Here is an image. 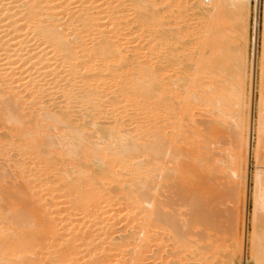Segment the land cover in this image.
<instances>
[{
  "label": "bare ground",
  "instance_id": "1",
  "mask_svg": "<svg viewBox=\"0 0 264 264\" xmlns=\"http://www.w3.org/2000/svg\"><path fill=\"white\" fill-rule=\"evenodd\" d=\"M210 1L215 16L209 0H0V155H17L15 177L0 173V264H233L240 223L221 206L228 191L243 202L247 157L254 202L264 207V31L252 148V119L225 122L231 98H221L235 94L231 109L249 103L246 69L234 92L223 69L225 96L207 82L190 97L180 92L184 34L200 40L198 75L223 49L211 51L218 35L208 33L226 12ZM194 2L214 29L203 19L197 31L188 26ZM248 239L254 263L264 264V229Z\"/></svg>",
  "mask_w": 264,
  "mask_h": 264
},
{
  "label": "rangeland",
  "instance_id": "2",
  "mask_svg": "<svg viewBox=\"0 0 264 264\" xmlns=\"http://www.w3.org/2000/svg\"><path fill=\"white\" fill-rule=\"evenodd\" d=\"M239 3V5H238V3ZM240 1V2H239ZM243 1V4L241 3ZM258 2H256L255 0H220V4L219 5H221V6H224L223 8H224V12H226V14H223V16H222V14H221V8H219V11H220V17L222 16V18H218L219 17V15H217V20H219L218 22H217V20H216V18H215V20H216V22H217V24L219 25V26H215V31L214 30H211V29H214V26H211V24L209 23V25L211 26V27H208L211 31L209 32L208 31V29H207V33H208V35L210 36V38H212V36H215V32H216V38L217 39H215V40H212L213 42L214 41H216V46L214 45V46H212V50L211 51H214V49L215 48H217V46H218V48H225L224 50L226 51H224L223 49H219V50H221V52H222V50L226 53V55L224 56V58H220V55L223 57V55H224V52H223V54L222 53H220L219 55H218V52L217 51H219V50H216V51H214V52H216L215 54H213V53H211V51L210 50H208V48H207V50L208 51H210L209 53H211V56H209V57H211V59H212V57H213V59L214 60H210L211 62V65L212 66H210L211 68L213 67H215V68H217V70H215V68L213 69L212 68V70L209 68H207V70H211V72H214V75L213 74H208V73H205V74H202L201 73V75L199 74H196V73H199V72H195V70H196V68H198L199 66H197L196 67V65L197 64H195V66H194V63H195V60H193V59H196V55H197V57H198V54H196V53H199V51L200 50H198L199 49V43L200 42H197V41H200L199 39L197 40V38H198V35L196 34V36H197V38H195L196 36H194V33L195 32H191V29H190V31H189V37H188V33H185L184 34V37L182 38V42L181 43H179V45H178V47H179V49L181 50L182 48H183V46H184V50H182L181 52L179 51V52H177L178 54H177V60H178V57H179V53L180 54H182L183 56H185V58H186V56H187V58H189L188 60L190 61H188L187 60V58L185 59L182 55L180 56L182 59L180 60L179 59V61H177L178 62V65H179V63L181 64V63H184V64H181V66L179 65V69H180V72L182 73V76H184V81L183 80H181V81H183V82H181L180 81V85H184L183 86V88H182V86H181V90H180V92L182 93V95L184 96V97H187V95H189V97H190V94L191 93H194V92H199L200 90H198V89H200V88H198L199 87V85H202L204 82L206 83H209L208 84V86L207 87H204V88H206L207 90H209V88H210V92H212L213 90L215 91V89H216V87H217V85H219V87L221 86V84H224V82L225 81H227V84H229L230 85V83H231V89L229 88V86L227 85V84H225V85H222L221 86V88L222 89H220L219 88V90L217 91V92H219V94L221 95V96H223V94H224V96L228 93L229 94V92L231 93V91H235L234 90V84H236L235 82H237L238 81V79L237 78H239V76H240V72L242 71V69H246L245 71H246V78H245V80H244V88H245V91L247 92L246 94H250L249 95V103H247V105H246V103H245V101H243V99H245V98H241L242 99V101L241 100H239L238 101V104L237 105H239V107L236 105V107L234 106L232 109H231V104L233 103V101H236V100H238V99H236L235 98V94L233 93H231V95L229 94V95H226L227 96V98H226V96L225 97H221V98H224L223 100H224V102H226L227 104H229L230 102V105H229V109H227L229 112V114H228V118H229V116H231L230 118H233V120H236V118H238L239 116H240V113H245L244 115H247L248 116V121H250L251 119H252V121H253V135H252V141H251V145H252V148H256L255 146H256V144H257V141L259 140V138L257 137L258 136V133L256 134V127H257V118H258V110L257 109H259L258 108V101H260V92H258L259 91V83H260V81H258L259 79H260V77H259V75H260V69H259V67L261 66V59H262V57H261V55H262V39H263V31H264V16H263V8H264V0H257ZM208 2V1H207ZM212 1H210L209 0V6H208V4L206 3L205 4V9H207V7H208V10L210 11V13H211V8H214V6H212V5H214L213 4V2L211 3ZM258 3V5L256 4V3ZM195 3H197V2H194V4ZM222 3H223V5H222ZM248 3V4H247ZM193 3H189V4H187V6H188V8H189V6H190V8L187 10L188 12H185V20H187L188 21V19H189V21L187 22L188 24H190V25H188V26H190L191 27V23L193 22H195L192 26L193 27H191L192 29H195V31H197V26L196 25H199V22L201 21V22H203V20H204V22L203 23H200L201 25L203 24L205 27L208 25V24H206V22H208L209 21V18H212V17H210V14H209V16H208V18H207V20H206V16H203L202 14H200V13H203V12H200L201 10V6L199 7L200 9H199V12L197 11L198 10V6H199V4L198 5H194ZM254 4H256V5H254ZM195 6V7H193V6ZM212 7H211V6ZM218 5V6H219ZM192 6V7H191ZM242 6V7H241ZM258 6V7H257ZM203 7V8H204ZM211 7V8H210ZM231 7V8H230ZM246 7V8H245ZM253 7H257V8H253ZM195 8H197L196 10H195ZM217 8L218 7H216V11H217ZM228 8V9H227ZM192 9V10H191ZM208 10H205V12L206 11H208ZM226 10V11H225ZM230 10V11H229ZM237 10V11H236ZM190 11H191V13H190ZM214 11H215V8L213 9V15L215 16L216 15V12H215V14H214ZM222 11V12H223ZM255 11V12H254ZM204 12V13H205ZM218 12V11H217ZM193 13V14H192ZM207 13V12H206ZM205 13V14H206ZM202 15L201 17H197V16H200V15ZM207 14V15H208ZM191 15V16H190ZM195 15V16H194ZM212 15V14H211ZM188 16V17H187ZM246 16V17H245ZM204 17V18H203ZM255 17V18H254ZM197 18H198V20H197ZM213 18V19H214ZM228 18V19H227ZM242 18V19H241ZM191 19H193V20H191ZM200 19V20H199ZM201 19H203V20H201ZM212 19V25H213V23H214V20ZM220 19H222V20H220ZM225 19V20H224ZM227 19V20H226ZM241 19V20H240ZM246 19V20H245ZM198 21V23L196 22V21ZM206 20V21H205ZM190 22V23H189ZM205 23V24H204ZM223 23V24H222ZM253 23H255V24H253ZM228 24V25H227ZM208 25V26H209ZM215 25V24H214ZM195 26H196V28H195ZM254 26V27H253ZM199 27V26H198ZM219 29H218V28ZM243 28H244V30H243ZM254 28V29H253ZM218 29V30H217ZM221 29V30H220ZM225 30V31H223V30ZM242 30H243V32H244V35L242 34L243 32H242ZM217 31H220L222 34H221V36H223V38L222 39H224V41H222L221 40V37H219V33L220 32H218V34H217ZM211 32H213V34L214 35H212V33ZM224 32V33H223ZM241 32V33H240ZM247 32V33H246ZM211 33V34H210ZM241 36H240V35ZM187 37H186V36ZM212 35V36H211ZM226 35V36H225ZM244 37H243V36ZM195 38H193V37ZM218 37L220 38L219 39V41H218ZM228 37V38H227ZM245 38V39H243V38ZM184 38H186V39H184ZM209 38V39H210ZM192 39V40H191ZM213 39V38H212ZM228 39V40H227ZM195 40H197L195 43H193ZM220 40L224 43H222L221 42V44H219L218 42H220ZM242 40V41H241ZM218 41V42H217ZM189 42V43H188ZM213 42H210L211 44L213 43ZM245 42V43H244ZM217 43H218V45H217ZM226 43V44H225ZM181 44V45H180ZM196 44V45H195ZM228 44H230V45H228ZM245 44V45H244ZM192 45H194L193 47L194 48H192L191 46ZM220 45H224V47L223 46H220ZM209 46H211L210 44H209ZM180 47H182V48H180ZM189 48V49H187V48ZM198 47V48H197ZM196 48V49H195ZM205 49V47H203V50H202V53L204 52V53H206L205 51H206V49ZM227 49V50H226ZM188 50V51H187ZM196 50V51H195ZM198 50V51H197ZM190 51V52H189ZM229 51V53H228V56H227V52ZM188 52V53H187ZM192 52V53H191ZM220 52V51H219ZM208 53V52H207ZM206 53V54H207ZM238 53H240V54H238ZM189 56H191V54H192V56L191 57H188V55ZM205 54V55H206ZM234 54V55H233ZM150 55V53L149 54H147V56H149ZM208 55V54H207ZM214 55V56H213ZM216 55H218V56H216ZM233 55V56H232ZM242 57H241V56ZM219 57L218 59L216 58V57ZM151 57H154V58H152V59H155V60H157L158 58H161L160 57V55H158V57L156 56V54H154V55H150L149 57H147V58H151ZM179 57V58H180ZM193 57V58H192ZM195 57V58H194ZM208 56H206V59H208L209 58ZM245 57V58H244ZM190 58H192V59H190ZM227 58V59H226ZM234 58V59H233ZM243 58V59H242ZM261 58V59H260ZM184 59V60H183ZM216 59V60H215ZM225 59V60H224ZM232 59V60H231ZM239 59H240V61H239ZM154 60V61H155ZM161 60V59H160ZM160 60H157V63H158V61H160ZM224 60V61H223ZM230 60V61H229ZM245 62H244V61ZM181 61V62H180ZM187 61V62H186ZM221 61H223V62H221ZM225 61L227 62V63H225ZM235 61V62H234ZM196 62H197V59H196ZM216 64H215V63ZM231 62H232V64H231ZM243 62H244V64H243ZM247 62V63H246ZM213 63H214V66H213ZM224 63V64H223ZM239 63V64H238ZM240 63H241V65H240ZM193 64V65H192ZM238 64V65H237ZM217 65V66H216ZM221 66V68L219 67V66ZM236 65V66H235ZM245 65V66H244ZM193 66L195 67V70H193ZM242 66L244 67V68H242ZM182 67V68H181ZM190 67V68H189ZM192 67V68H191ZM240 67H241V69H240ZM184 68V69H183ZM189 68V69H188ZM225 68V71H229V73H228V75L230 76V78H227V73L223 70ZM192 71H191V70ZM220 69H222V70H220ZM226 69H228V70H226ZM182 70V71H181ZM190 70V71H189ZM198 70V69H197ZM202 70H203V68H202ZM220 71V73L223 71V73H224V75H223V73H221V75L218 73L219 71ZM183 71H184V73H183ZM217 71V72H216ZM240 71V72H239ZM210 72V73H211ZM187 73V74H186ZM216 73V74H215ZM206 74H208V75H206ZM217 74H219L220 76L218 77V75ZM186 75V76H185ZM195 76V77H197V79H195V77L193 78L194 80H192V82L190 81L191 80V78H192V76ZM198 75V76H197ZM213 77H212V76ZM215 75L219 78H217L216 77V79H215V81H218L217 82V84H216V82L215 81H209L210 79H207V80H204V78H210L211 77V80H213L214 78H215ZM189 76V77H188ZM222 76H224L225 78H227L225 81L223 80L224 79V77H222ZM237 76V77H236ZM187 77V78H186ZM223 78V79H221V78ZM221 79V80H220ZM249 79H250V81H249ZM198 80H199V83H198ZM223 80V81H222ZM229 80V81H228ZM186 81H190L189 83H187ZM230 81H232V82H230ZM203 82V83H202ZM190 83H191V85H192V83H193V85L195 86L196 85V88L194 89L193 88V86L192 87H189V86H191L190 85ZM197 83V84H196ZM210 83H212V84H210ZM221 83V84H220ZM226 83V82H225ZM188 84H189V86H188ZM215 84H216V86H215ZM227 85V86H226ZM234 85V86H233ZM198 86V87H197ZM214 86V87H213ZM190 88L189 90L187 89V88ZM223 87H226V89H224ZM232 87H233V90H232ZM191 88H192V90H191ZM213 88V89H212ZM231 90H229V89ZM188 91H187V90ZM228 89V91L229 92H227L226 90ZM194 90V91H193ZM221 90H223V92L221 91ZM225 90V91H224ZM248 90H250V93H249V91ZM184 91L186 92H189V94L188 93H184ZM191 92V93H190ZM226 92V93H225ZM222 93V94H221ZM236 93V92H235ZM187 94V95H186ZM188 97V99H190ZM232 97H233V100H232ZM230 98H231V101H230ZM236 100H235V99ZM247 98H248V95H247ZM226 99V100H225ZM227 99L230 101V102H228L227 101ZM235 103V102H234ZM234 103L232 104V105H234ZM242 105V106H241ZM245 106V107H244ZM208 109H210V111L212 112H214V110H212L213 109V107H211V106H209L208 107ZM199 109H193V111H198ZM240 111V112H239ZM211 112H210V115L212 116L213 114H211ZM212 112V113H213ZM195 113V112H194ZM197 113V112H196ZM231 113V114H230ZM247 113V114H246ZM237 114L239 115V116H237ZM75 115V114H74ZM74 115H72V118L74 119V118H76ZM210 117V116H209ZM228 118H226V119H228ZM229 118V120H227V121H225V122H228V121H231V119ZM154 122V121H153ZM105 125H106V123H104ZM0 139L1 140H3V138H5V133H4V130L3 129H1L0 130ZM3 137V138H2ZM4 141V140H3ZM14 153H16L15 151H9V153H8V155H7V157H6V159L8 158V157H10V158H8V160L5 162V158H3V156L2 155H0V165H1V169H0V173H1V176L3 177L4 175V177H5V179L6 180H12L14 177H15V174H16V172H15V170H13L12 171V169H14L13 168V166H11V165H13V160H15L17 157V155H15ZM12 154V155H11ZM15 155V156H14ZM12 156H13V158L14 159H12ZM16 157V158H15ZM247 165H248V168H249V173H248V175H249V180L250 181H248V191H247V194L246 193H244V192H246V191H243L244 189L245 190H247V186L246 187H244L243 185L244 184H247V180L245 181V179H244V177L242 178V180L240 181V188H241V190L243 191V193L245 194L244 195V199H243V202H242V200H240V201H238V203L240 202V204L239 205H236V204H238L236 201H234L235 199V196H233L232 194H229V191L227 192V194L225 193V195H226V197H225V199H224V202H223V205L221 206V209H224L223 211H225L224 212V214H225V216L228 218L229 216H231V214L233 213V214H235V216L237 215V217H238V219H239V223H240V225H239V234H241L240 235V237H241V239H243V246L241 245V247L240 248H238V250H237V258L235 259L234 258V261H233V264H255L254 263V259H253V252L254 251H252V247H251V243H250V240L248 239V238H250V233H251V231H252V229H254L257 233H260L263 229H264V207L262 208V206H260V205H258V204H255V202H254V197H253V193H254V191H253V181H252V175H253V173H254V171L256 170L255 169V167H254V160H253V157L250 159H248V157H247ZM3 163H5V164H3ZM255 165H256V163H255ZM3 168V169H2ZM6 169H8L7 170V173L8 172H10L9 174H12V175H9V174H7L6 173ZM4 171V172H3ZM6 173V174H5ZM3 177V178H4ZM9 177V178H8ZM11 178V179H10ZM4 179V180H5ZM244 181H245V183H244ZM163 190V189H162ZM166 189H164L163 191H161V189H159L158 191H159V194L161 193H166V192H164ZM157 191V192H158ZM253 197V198H252ZM233 200V201H232ZM232 202H234L233 204H232ZM236 203V204H235ZM253 204H255V205H253ZM233 205H234V207H233ZM236 206H237V208H236ZM260 206V207H259ZM257 207H258V209H257ZM236 208V209H235ZM255 208V209H254ZM232 209V210H231ZM235 210V213H234V210ZM261 209V210H260ZM261 212H260V211ZM260 213V214H259ZM254 215V216H253ZM255 217V218H254ZM253 219H254V222L255 223H253ZM242 221V222H241ZM244 225H246V231H245V226ZM245 232L247 233V234H245ZM226 237H228L227 235H226ZM245 239V240H244ZM241 249V250H240Z\"/></svg>",
  "mask_w": 264,
  "mask_h": 264
}]
</instances>
